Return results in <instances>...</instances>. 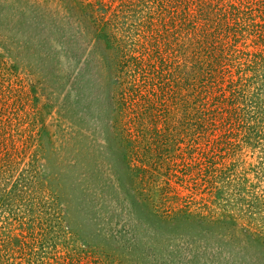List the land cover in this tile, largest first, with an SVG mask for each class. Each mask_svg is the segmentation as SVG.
Segmentation results:
<instances>
[{"label": "rangeland", "instance_id": "obj_1", "mask_svg": "<svg viewBox=\"0 0 264 264\" xmlns=\"http://www.w3.org/2000/svg\"><path fill=\"white\" fill-rule=\"evenodd\" d=\"M260 27L264 0H0V264H264V92L221 88Z\"/></svg>", "mask_w": 264, "mask_h": 264}, {"label": "trees", "instance_id": "obj_2", "mask_svg": "<svg viewBox=\"0 0 264 264\" xmlns=\"http://www.w3.org/2000/svg\"><path fill=\"white\" fill-rule=\"evenodd\" d=\"M264 27H260V30L262 31ZM264 32H260V34H256L255 40L259 39V37L262 36ZM254 40V43H255ZM98 44L104 45L106 50H111L113 48V45L105 39V37L99 38ZM121 55V54H120ZM252 56V57H251ZM250 57L248 56H242L240 60H236L235 62L232 61L229 57H226L227 60V73L229 75L228 80H225V84L221 88L229 89V96L231 108L230 110L238 111V107L241 106V103L245 104L247 100L246 98L252 100L254 102V99H252L253 93L255 92H264V53H260L257 56H253L251 54ZM240 55L237 54V58H239ZM234 61V60H233ZM232 63H235L234 65L236 67L230 66ZM120 65V62H118L117 66ZM233 69H237V71L234 73L233 77H231V72ZM247 71H251L253 73L252 78H249L247 76ZM198 76H196L197 78ZM211 88H216L210 84ZM221 91V90H219ZM243 100V102H240V100ZM256 106V103H254ZM259 104V103H258ZM229 111V110H228Z\"/></svg>", "mask_w": 264, "mask_h": 264}]
</instances>
